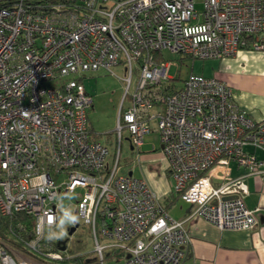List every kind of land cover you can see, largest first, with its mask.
Here are the masks:
<instances>
[{
    "label": "built area",
    "instance_id": "obj_1",
    "mask_svg": "<svg viewBox=\"0 0 264 264\" xmlns=\"http://www.w3.org/2000/svg\"><path fill=\"white\" fill-rule=\"evenodd\" d=\"M165 50L192 60L264 50V0H0V217L31 218L33 239L20 238L22 224L11 236L39 259H65L47 236L80 190L74 222L89 228L99 261L118 250L126 264L184 263L185 221L145 180L120 173L125 131L139 155L159 130L174 192L193 206L189 219L220 231L256 228L229 164L264 173V160L245 150L264 152V121L242 110L224 81L191 73L174 89ZM116 68L127 88L111 155L92 139L83 78L118 77ZM26 257L0 237V264H29Z\"/></svg>",
    "mask_w": 264,
    "mask_h": 264
},
{
    "label": "crops",
    "instance_id": "obj_2",
    "mask_svg": "<svg viewBox=\"0 0 264 264\" xmlns=\"http://www.w3.org/2000/svg\"><path fill=\"white\" fill-rule=\"evenodd\" d=\"M212 61H215L216 69L205 77L215 78L230 85L234 90V100L237 105L255 121L263 122L264 50H242L233 58ZM197 75L204 76L198 73ZM90 113L91 111L88 115L89 122ZM89 129L94 141L113 150L116 138L110 136L100 141L94 138L92 127ZM127 140L132 151V159L135 158L139 166L138 175H135L136 169L134 168L129 171H124L122 168L120 173L145 180L163 201L169 215L175 220L185 221V228L191 237V244L183 264H264V173L249 174L247 168L239 166L235 161L230 162L231 177L242 178L240 190L235 196L241 197L246 207L254 212L258 224L253 230L220 231L200 218H188L192 213L193 206L175 194V181L161 146L159 153H157L158 148L154 143L152 151H144L145 142L140 154L137 155L131 148L129 136ZM245 150L247 153L254 154L258 159L264 160L263 151L256 150L251 146H247ZM221 182V179H213L215 185H219ZM38 264H49V262H39ZM84 264H126V262L117 253L108 251L103 262L93 255L90 258L86 257Z\"/></svg>",
    "mask_w": 264,
    "mask_h": 264
},
{
    "label": "rangeland",
    "instance_id": "obj_3",
    "mask_svg": "<svg viewBox=\"0 0 264 264\" xmlns=\"http://www.w3.org/2000/svg\"><path fill=\"white\" fill-rule=\"evenodd\" d=\"M198 11H202L203 5L198 3L196 5ZM163 58L167 62H171L172 66L169 70L170 77L175 80L171 83L176 88H181L184 84V81L191 73H198L207 76L211 74L216 69L215 61L212 60H192L190 58H185L181 54L171 53L168 50L163 52ZM116 74L108 73L105 70H100L96 72H89L83 78V85L86 88V91L90 93L93 97L94 107L91 109V117L89 122V128L92 127L91 131L94 138L102 141L112 136V138L117 137L116 127L118 124V113L123 102L127 83L122 80L125 73L121 68H116L114 70ZM138 72L135 70L134 82L137 80ZM135 84L131 88V92L134 90ZM128 96L124 100L125 107H128L131 104L130 98ZM123 150L121 155V169L124 171H129L131 168L136 169L135 175L137 176V169H139L137 160L132 159V151L129 147V142L127 140L128 133L125 131L123 134ZM146 146L143 148L144 151H152L153 143L157 146L159 153L160 150V137L159 130L156 127H153L152 133L149 134L146 139ZM116 145V144H115ZM115 145L112 150V154L115 152ZM121 172V170H120ZM81 191L78 190L77 194ZM77 194L66 200H64L62 208L64 209L60 222L57 228L53 229L52 238L58 241L67 240V250L61 251L64 256L69 257V254L73 257L76 254H84L86 257L90 258L93 255L97 257L94 246V238L90 233L88 227L81 225L80 223L75 224V202L77 201ZM76 228V231L73 235L69 236V228ZM21 259V258H19ZM29 264H38L42 259H32L26 257ZM125 259V256L121 257ZM44 261V260H43ZM49 262V261H46ZM52 264L51 262H49ZM56 264H63L57 262Z\"/></svg>",
    "mask_w": 264,
    "mask_h": 264
},
{
    "label": "trees",
    "instance_id": "obj_4",
    "mask_svg": "<svg viewBox=\"0 0 264 264\" xmlns=\"http://www.w3.org/2000/svg\"><path fill=\"white\" fill-rule=\"evenodd\" d=\"M173 87H174V89H176L175 86H173ZM103 223H104V220L103 219L100 220V225H102ZM18 224H22L24 226V230L22 232H20V238L24 241H28V240L33 239V237H34L33 222L29 216H27L23 213L14 214V215L8 216V217H0V237L6 241H9L13 245H15L17 247V249H20L21 251L25 252L26 255H28L30 258L39 259L38 256L27 251L21 242H17L11 236V233L17 229ZM70 230H71V228H69V231ZM52 234H53V230L49 232V234L47 236V241L52 242L53 245L55 246L56 250L62 251L61 250L62 244L60 246L58 245V242H61V241L56 242L52 238ZM65 244H66V250H67V248H68L67 247V240L65 241ZM111 253H117V255L120 258L123 257V255H121L122 253L118 250H115ZM85 261H86V256L84 254H82V255L76 254L73 257L69 254V257L65 256L64 260L57 261V262H61L63 264H84ZM41 262L46 263V261H43V260H41L40 263ZM57 262H51V263L56 264Z\"/></svg>",
    "mask_w": 264,
    "mask_h": 264
},
{
    "label": "water",
    "instance_id": "obj_5",
    "mask_svg": "<svg viewBox=\"0 0 264 264\" xmlns=\"http://www.w3.org/2000/svg\"><path fill=\"white\" fill-rule=\"evenodd\" d=\"M131 148H132V147H131ZM231 198H235V196L228 197V199H231ZM76 228H77V226H76L75 228H71V230L69 231V236H71V235L74 234V232L76 231ZM61 244H62V248H61V250H62V251H65V250H66V244H65V241L58 242V245H59V246H60Z\"/></svg>",
    "mask_w": 264,
    "mask_h": 264
},
{
    "label": "bare ground",
    "instance_id": "obj_6",
    "mask_svg": "<svg viewBox=\"0 0 264 264\" xmlns=\"http://www.w3.org/2000/svg\"><path fill=\"white\" fill-rule=\"evenodd\" d=\"M132 176V175H131Z\"/></svg>",
    "mask_w": 264,
    "mask_h": 264
}]
</instances>
